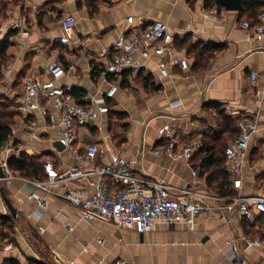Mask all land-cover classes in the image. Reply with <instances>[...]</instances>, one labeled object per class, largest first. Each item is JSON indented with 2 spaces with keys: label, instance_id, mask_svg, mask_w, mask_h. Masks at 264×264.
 Segmentation results:
<instances>
[{
  "label": "crops",
  "instance_id": "1",
  "mask_svg": "<svg viewBox=\"0 0 264 264\" xmlns=\"http://www.w3.org/2000/svg\"><path fill=\"white\" fill-rule=\"evenodd\" d=\"M1 2L0 40L8 37L10 45L0 66V102L21 92L29 68L38 67L45 78V66L59 63L65 70L60 82L77 90V100L93 96L111 109L110 114L80 129L74 145L81 152L87 143L96 142L100 148L98 160L123 154L140 174L222 196L207 183L200 165L203 153L185 159L154 152L164 145L157 128L166 122L171 125L176 149L190 139L202 141L205 131L218 128V114L212 107L218 104L237 121L245 115L257 123L240 172L235 176L227 172L233 193L222 197L264 194V39H244L240 21L245 17L239 11L221 7L219 18L214 20L204 14L211 8L205 6V0ZM66 15L74 16L76 23L67 41L60 43L56 38L64 35L61 21ZM129 15L166 21L173 31L174 46L187 57L190 66L187 70L174 66L169 76L158 80L156 60H151L146 70L127 72L116 80L114 97L106 99L109 82L99 74L92 76L94 66L103 65L113 42L127 26L125 18ZM196 43H224L226 47L197 69L193 67L195 52L189 51ZM251 72L256 74L253 80ZM18 80L21 83L16 88ZM14 112L6 142L13 147L11 156L19 158L24 153L41 161L50 158L57 168L83 163L68 149L57 150L56 129L38 112L26 117L16 107ZM224 166L227 171L225 158ZM10 172L9 179L0 181V196L3 191L18 216L13 219L12 236L0 235V261L5 264L11 259L19 264H112L116 257L135 264H232L227 257L232 238H238L239 250L248 264H264V215L257 211L253 212L252 222L233 210L228 214L231 222L226 223L218 200L206 198L207 209L196 217L192 228L158 221L149 232H140L100 219L80 220L76 207L61 197L67 187H75L78 182L54 186L46 196L44 211L37 214L34 201L28 198L32 188L22 179L34 178ZM33 190L43 194L39 188ZM4 214L9 211L2 200L0 215ZM243 236H259L261 243L249 246Z\"/></svg>",
  "mask_w": 264,
  "mask_h": 264
},
{
  "label": "built area",
  "instance_id": "2",
  "mask_svg": "<svg viewBox=\"0 0 264 264\" xmlns=\"http://www.w3.org/2000/svg\"><path fill=\"white\" fill-rule=\"evenodd\" d=\"M204 14L217 20L220 8L212 6ZM125 22L127 26L113 42L99 73L100 78L109 82V87L104 92L106 99L114 97L118 89L116 80L127 72L146 70L147 62L151 60H156L158 80L169 76L174 66L181 70H187L190 66L187 57L180 54V50L174 46L173 31L166 21L161 19L146 21L143 17L135 18L129 15ZM75 23L74 16L63 17L61 25L64 35L57 37L56 41L65 43ZM240 27L246 41L263 40L264 9L259 13L257 23L251 24L247 19H243L240 21ZM45 71L47 76L42 78L38 67L29 68L23 77L21 92L11 97V100L16 110L24 117L38 112L49 126L56 129L57 141L64 149H68L83 163L57 168L52 159L46 158L42 161L45 179L22 178L32 188L28 198L34 201L37 214L44 211L47 206L46 196L53 192L54 186L78 182L79 185L75 187H67L61 193V197L76 207L80 220L92 222L100 219L119 228H135L140 232H149L158 221L168 225L183 223L192 228L196 217L207 209L206 198L218 200L220 209L226 214L222 216L226 223L231 222L228 214L233 210L239 211L252 222L255 219L254 211L264 215V194L237 195L228 199L198 191L188 185L169 184L164 180L134 171L130 161L123 154L114 153L103 160H98L100 148L96 142L87 143L81 152L74 145L78 139V132L107 115L110 107L106 102H98L93 96H84L81 98L82 103H78L69 94L72 87L60 82L65 73L61 64L49 63L45 66ZM255 76L254 72L250 73L252 80ZM109 77L113 79L107 80ZM237 127L238 135L230 139L224 149L227 172L231 176L240 172L247 158L250 140L257 130V123L253 118L241 115ZM157 134L164 145L156 148L154 152L170 158L189 159L203 145L200 139L194 138L176 149V140L171 125L167 122L157 128ZM12 153L11 144L5 143L0 147V167L5 173L3 177L0 176V181L11 177L8 159ZM192 173L195 174L196 170H192ZM33 188L41 189L43 194H38ZM65 228L68 231L72 230L71 226ZM242 238L249 246L261 243L259 236ZM227 257L232 260V264H248L239 250L238 238L230 240ZM112 264L135 262L116 257Z\"/></svg>",
  "mask_w": 264,
  "mask_h": 264
},
{
  "label": "trees",
  "instance_id": "3",
  "mask_svg": "<svg viewBox=\"0 0 264 264\" xmlns=\"http://www.w3.org/2000/svg\"><path fill=\"white\" fill-rule=\"evenodd\" d=\"M2 0H0V4ZM205 6H222L217 0H205ZM264 9V2L262 0H244L242 8L239 10L240 16H244L251 24L257 23V17L259 13ZM10 45L8 37L0 40V66L5 62V53ZM226 45L224 43H196L190 48L189 51L195 52V60L193 67L202 68L205 63L211 58L215 52L224 49ZM101 67L94 66L92 76H96L100 73ZM148 77L145 78L147 82ZM158 89V87H155ZM154 88V89H155ZM69 94L77 100L78 92L73 87ZM76 96V97H75ZM15 104L8 98H2L0 102V147L4 145L10 135L11 130L9 124L11 118L14 115ZM212 107L218 114V128L215 131H205L202 142L203 145L195 153H203V157L200 160V165L204 169L207 177V183L211 189L222 196L232 195L231 183L228 180V173L224 166V149L227 145V140H230L238 135L237 120L226 114L224 110L220 109L218 104H212ZM110 111L108 114H110ZM8 167L10 170L18 171L20 174L31 177L34 179H44L42 161L39 157L30 156L22 153L19 158L10 156L8 159ZM14 227V220L9 214L0 215V235L12 236ZM8 230V231H7ZM8 232L9 234H6ZM1 246V245H0ZM8 264H19L17 261L11 259ZM5 264V262H1ZM38 264V263H37Z\"/></svg>",
  "mask_w": 264,
  "mask_h": 264
},
{
  "label": "water",
  "instance_id": "4",
  "mask_svg": "<svg viewBox=\"0 0 264 264\" xmlns=\"http://www.w3.org/2000/svg\"><path fill=\"white\" fill-rule=\"evenodd\" d=\"M217 1L220 3V5L225 10H228V11H239L242 8L243 2H244V0H217ZM55 147L57 148V150H60V151L64 149V146L61 145L59 141L55 142ZM4 175L5 173L0 167V176L3 177ZM1 197L9 211V215L14 220H16L18 216L17 209L15 208L13 203L10 201V199L6 196V194H4L3 191H1Z\"/></svg>",
  "mask_w": 264,
  "mask_h": 264
},
{
  "label": "rangeland",
  "instance_id": "5",
  "mask_svg": "<svg viewBox=\"0 0 264 264\" xmlns=\"http://www.w3.org/2000/svg\"><path fill=\"white\" fill-rule=\"evenodd\" d=\"M21 83V80H18L15 84H16V88H17V85H19ZM229 140H227V143H228ZM8 231V230H7ZM6 233V232H5ZM6 234H9L8 232ZM10 235V234H9ZM1 247V246H0Z\"/></svg>",
  "mask_w": 264,
  "mask_h": 264
}]
</instances>
